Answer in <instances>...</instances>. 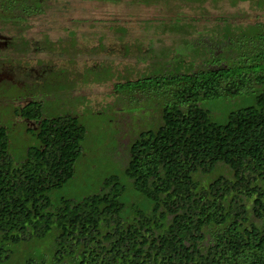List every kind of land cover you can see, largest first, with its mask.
<instances>
[{
  "label": "trees",
  "instance_id": "1",
  "mask_svg": "<svg viewBox=\"0 0 264 264\" xmlns=\"http://www.w3.org/2000/svg\"><path fill=\"white\" fill-rule=\"evenodd\" d=\"M261 37L262 46L225 66L117 86L167 89L161 125L129 147L123 174L135 203L122 199L129 188L109 176L99 193L53 205L50 194L73 178L81 154L86 130L77 117L42 120L28 132L35 143L18 164L8 152L9 131L0 127V264H264ZM242 96L254 103L229 112L224 123L201 105ZM219 164L230 177L198 179Z\"/></svg>",
  "mask_w": 264,
  "mask_h": 264
},
{
  "label": "rangeland",
  "instance_id": "2",
  "mask_svg": "<svg viewBox=\"0 0 264 264\" xmlns=\"http://www.w3.org/2000/svg\"><path fill=\"white\" fill-rule=\"evenodd\" d=\"M47 8L35 24L40 27L29 30L32 34L49 29L52 40H65L59 26L73 30L72 42H61L71 53L57 43L48 58L56 69L68 71L69 102L58 106L56 96L47 110L77 117L86 130L73 178L50 194L53 205L99 193L109 176L129 188L123 200L128 195V203L136 202L123 174L129 147L141 132L161 125L167 89L119 92V84L225 66L254 45H263L255 37L264 34V0H51ZM253 103L252 96H242L201 105L214 121L224 123L229 112ZM6 125L11 130L8 152L18 164L35 142L23 135V125L14 126L10 119ZM218 175L230 177L231 171L219 164L211 176L198 179L205 183ZM27 248L18 249L22 258Z\"/></svg>",
  "mask_w": 264,
  "mask_h": 264
},
{
  "label": "flooded vegetation",
  "instance_id": "3",
  "mask_svg": "<svg viewBox=\"0 0 264 264\" xmlns=\"http://www.w3.org/2000/svg\"><path fill=\"white\" fill-rule=\"evenodd\" d=\"M50 1L0 0V127L8 129L9 133L11 130L6 125L9 119L14 126L23 125V135H27L36 132L42 120L68 115L47 110L48 102L56 96L58 106L66 105L71 93L67 69H56L48 58L56 51L57 43L62 51L71 53V50L64 49L63 37L52 40L49 29L41 28L33 33L35 36L29 31L40 27L35 24L39 17L47 14ZM59 27L65 40L71 43V25ZM32 60L33 65H30ZM37 104L39 109L31 113V108Z\"/></svg>",
  "mask_w": 264,
  "mask_h": 264
}]
</instances>
